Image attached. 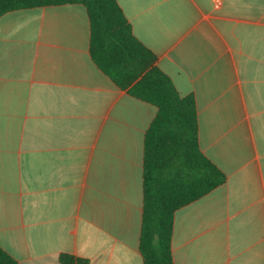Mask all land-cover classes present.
I'll return each mask as SVG.
<instances>
[{
	"label": "crops",
	"instance_id": "crops-1",
	"mask_svg": "<svg viewBox=\"0 0 264 264\" xmlns=\"http://www.w3.org/2000/svg\"><path fill=\"white\" fill-rule=\"evenodd\" d=\"M197 105L223 185L175 212V264H264V0H117ZM81 4L0 17V247L20 264H144V136L157 108L90 55Z\"/></svg>",
	"mask_w": 264,
	"mask_h": 264
},
{
	"label": "trees",
	"instance_id": "trees-1",
	"mask_svg": "<svg viewBox=\"0 0 264 264\" xmlns=\"http://www.w3.org/2000/svg\"><path fill=\"white\" fill-rule=\"evenodd\" d=\"M81 4L90 21V55L97 67L130 96L157 108L144 136V264H175L171 241L174 215L223 185L225 174L202 152L194 96H181L157 66L158 57L139 41L117 0H0V17L22 9ZM62 264H90L61 254ZM0 264H20L0 247Z\"/></svg>",
	"mask_w": 264,
	"mask_h": 264
}]
</instances>
